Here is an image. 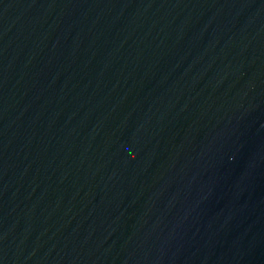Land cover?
<instances>
[{"label":"water","instance_id":"water-1","mask_svg":"<svg viewBox=\"0 0 264 264\" xmlns=\"http://www.w3.org/2000/svg\"><path fill=\"white\" fill-rule=\"evenodd\" d=\"M0 264H264V0H0Z\"/></svg>","mask_w":264,"mask_h":264}]
</instances>
